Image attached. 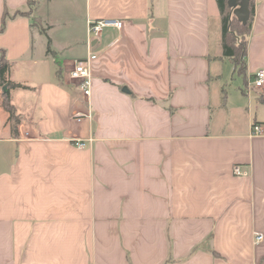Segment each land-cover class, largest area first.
Instances as JSON below:
<instances>
[{"label": "crops", "instance_id": "1", "mask_svg": "<svg viewBox=\"0 0 264 264\" xmlns=\"http://www.w3.org/2000/svg\"><path fill=\"white\" fill-rule=\"evenodd\" d=\"M27 1L0 0L8 79L23 86L14 124L0 90V264H264V105L240 88L229 104L215 1L36 0L15 15ZM253 2L246 78L264 70ZM97 19L122 26L90 41L87 101L66 72ZM224 109H245V126Z\"/></svg>", "mask_w": 264, "mask_h": 264}, {"label": "trees", "instance_id": "2", "mask_svg": "<svg viewBox=\"0 0 264 264\" xmlns=\"http://www.w3.org/2000/svg\"><path fill=\"white\" fill-rule=\"evenodd\" d=\"M217 6L218 14L220 17L221 24V51L222 57L226 58L232 65V73L241 78L243 82V87L240 88L242 93L244 91V85L246 81V66H245V56L247 47V37L250 33L253 15H254V2L249 0L248 9L249 17L247 21L243 24L236 16L233 14V10L228 6L227 0H214ZM36 0H28V10L26 11H15V15L30 16L35 8ZM8 14L4 11L2 15V21L0 25V32L3 31L6 23ZM33 23L31 25L40 26L41 23L36 17L32 18ZM40 31L44 32L42 26L39 27ZM47 52H52L49 45V40L46 46ZM10 70V63L5 55L3 49H0V90H1V106L7 112L8 119H13L15 123L17 118L15 117L14 107L10 104L9 92L10 89L15 87H23L18 83H13L8 79V73ZM258 101L264 105V94H257ZM257 125L254 122L251 126Z\"/></svg>", "mask_w": 264, "mask_h": 264}, {"label": "built area", "instance_id": "3", "mask_svg": "<svg viewBox=\"0 0 264 264\" xmlns=\"http://www.w3.org/2000/svg\"><path fill=\"white\" fill-rule=\"evenodd\" d=\"M122 26V21L115 19H97L87 22V46L88 52L86 57L73 61L70 68L67 70L66 74L69 80L75 82V85L80 92L82 98L88 99L91 94L92 86V73L90 67V61L96 58L99 53L98 51L93 50L90 43L91 39H96L102 33V31L107 27H115L120 29ZM264 86V70L259 69L255 71L252 75L246 78L244 85V91L247 96H250L255 90L261 89ZM88 101V100H87ZM91 111L87 106L85 112H78L74 115L76 122H80L83 118H90ZM251 133L255 135H260L263 133V130L259 125L251 126ZM92 139L76 140L74 145L78 148H83L90 142ZM233 173L235 175H240V167L235 165L233 167ZM262 239L261 234H257L255 241H260Z\"/></svg>", "mask_w": 264, "mask_h": 264}, {"label": "rangeland", "instance_id": "4", "mask_svg": "<svg viewBox=\"0 0 264 264\" xmlns=\"http://www.w3.org/2000/svg\"><path fill=\"white\" fill-rule=\"evenodd\" d=\"M220 72L225 80L223 81L225 82L224 91L227 93L229 104H232L236 99H241L239 88L243 87V82L240 77L232 73V65L228 60H224L220 65ZM259 92H261V90H255L251 93L250 97H255L257 99V94ZM250 110L253 112V109ZM221 115L228 124H234L236 127L243 128L247 122V112L245 109H224ZM256 119L264 120V109H259L256 114ZM9 121L12 124L15 123L13 119H9Z\"/></svg>", "mask_w": 264, "mask_h": 264}, {"label": "water", "instance_id": "5", "mask_svg": "<svg viewBox=\"0 0 264 264\" xmlns=\"http://www.w3.org/2000/svg\"><path fill=\"white\" fill-rule=\"evenodd\" d=\"M227 4L232 8L238 21L244 24L249 17V0H227Z\"/></svg>", "mask_w": 264, "mask_h": 264}]
</instances>
